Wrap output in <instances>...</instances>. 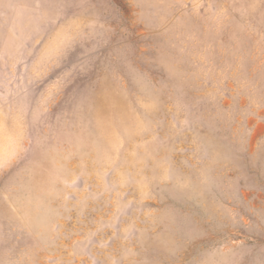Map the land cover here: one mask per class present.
I'll list each match as a JSON object with an SVG mask.
<instances>
[{"label":"rangeland","instance_id":"374dc122","mask_svg":"<svg viewBox=\"0 0 264 264\" xmlns=\"http://www.w3.org/2000/svg\"><path fill=\"white\" fill-rule=\"evenodd\" d=\"M0 264H264V0H0Z\"/></svg>","mask_w":264,"mask_h":264}]
</instances>
